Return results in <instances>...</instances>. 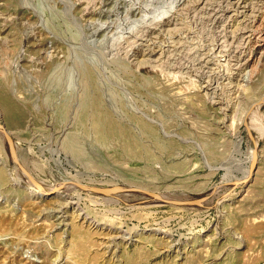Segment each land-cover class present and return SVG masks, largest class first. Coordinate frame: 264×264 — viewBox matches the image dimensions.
I'll list each match as a JSON object with an SVG mask.
<instances>
[{"label": "rangeland", "instance_id": "1", "mask_svg": "<svg viewBox=\"0 0 264 264\" xmlns=\"http://www.w3.org/2000/svg\"><path fill=\"white\" fill-rule=\"evenodd\" d=\"M263 8L0 0V264H264Z\"/></svg>", "mask_w": 264, "mask_h": 264}, {"label": "water", "instance_id": "2", "mask_svg": "<svg viewBox=\"0 0 264 264\" xmlns=\"http://www.w3.org/2000/svg\"><path fill=\"white\" fill-rule=\"evenodd\" d=\"M257 104L258 105L264 104V98H262ZM246 127L248 129L249 137L253 140L254 139V136H253V133L251 131V127H250V125H249L248 122H246ZM0 131L5 136V139L7 141L8 148H9V151H10L11 156L13 157V159L16 162H18L17 152H16V149H15L14 141H13L11 135L9 134V130L6 128V125L5 124H1L0 123ZM255 148H256V146H255ZM257 157H258V153H257V148H256V153H255V155H253L252 160H251L252 172H253V170L255 168V165L257 163ZM27 174H28V176L30 177V179L33 181V183L35 185H38L39 187H41V189H43V187L29 173H27ZM79 186L82 187V188H84V189H88L90 191L99 192V193H105V194H111V193L121 192V191H125V190H135V188H133V187L127 188V187H121V186H115V187H96V186H89V185H83V184H79ZM153 195L156 196V197H159L155 193H153ZM203 199L204 198H199V199H195V200H185V201H171L169 199H164V200H166L168 202H175V203H180V204H201Z\"/></svg>", "mask_w": 264, "mask_h": 264}, {"label": "bare ground", "instance_id": "3", "mask_svg": "<svg viewBox=\"0 0 264 264\" xmlns=\"http://www.w3.org/2000/svg\"><path fill=\"white\" fill-rule=\"evenodd\" d=\"M239 2V1H238ZM261 4V3H260ZM264 9V8H263ZM220 10V9H219ZM259 10H260V8H259ZM261 11V10H260ZM258 14V13H257ZM253 16H255V14L253 13ZM264 17V16H263ZM254 18V17H253ZM262 19V18H261ZM255 21V20H254ZM254 21H253V23H254ZM260 21H263L264 22V20H260ZM249 22V21H248ZM262 22V23H263ZM257 24V23H256ZM260 25H261V23H259ZM252 25V24H251ZM250 25V26H251ZM256 26V25H255ZM247 27V26H246ZM249 27V26H248ZM258 27H260V26H258ZM262 27V26H261ZM249 28H251V27H249ZM252 29H255V27L254 28H252ZM256 30V29H255ZM260 30V32H262L261 31V29H259ZM258 30V31H259ZM249 32V31H248ZM251 32V31H250ZM257 32V31H256ZM252 33V32H251ZM249 34V33H248ZM261 35V34H260ZM250 36V35H249ZM257 37V36H256ZM264 38V37H263ZM247 40V39H246ZM254 40V39H253ZM233 41V40H232ZM262 43V42H261ZM260 43V44H261ZM255 45V44H254ZM264 45V44H263ZM251 46H252V44H251ZM252 48V47H251ZM251 50H253V49H251ZM250 50V51H251ZM264 50V49H263ZM243 52V51H242ZM259 52H261V51H259ZM264 52V51H263ZM246 52H244V54H245ZM255 53V52H254ZM251 54V53H250ZM256 54V53H255ZM261 54V53H260ZM261 56V55H260ZM250 57V56H249ZM247 60V59H246ZM254 60V59H253ZM256 61V60H255ZM246 62V61H245ZM244 62V63H245ZM244 63H243V65H244ZM250 63V62H249ZM246 64V63H245ZM252 65V64H251ZM250 69H252V67L250 68ZM256 70V69H255ZM252 71H254V70H252ZM89 72V73H88ZM88 72H86V80L88 79H90V80H93V74L91 73V71H88ZM249 72L251 73V70H249ZM249 73V74H250ZM90 88V87H89ZM96 88V87H95ZM98 90V89H97ZM94 91H95V89H94ZM96 92V91H95ZM94 92V95L92 94V93H90V94H92L93 96H91L89 93H88V95H87V97H86V95H85V98H84V100H86V101H84L85 103H86V105H87V100L89 99V95H90V97H93V98H91V100H92V102H96L97 101V103L99 102V103H101L100 101L102 100L100 97V94H98V91H97V93H95ZM86 94V93H85ZM90 100V101H91ZM10 101V100H9ZM90 101H88L89 103H90ZM11 102V101H10ZM84 103V104H85ZM91 104H94V103H91ZM98 105V104H97ZM102 105V104H101ZM100 104H99V106L97 107L96 105V107H97V110H93L94 112L93 113H98V115L100 114L101 115V121L100 122H102V121H104V119L105 118H107L108 116H107V113L105 112V110L104 109H102L103 107L101 106ZM89 106V105H88ZM94 106V105H93ZM93 106H91V107H93ZM96 107H94V108H96ZM88 108H90V107H88ZM91 109V108H90ZM93 109V108H92ZM94 115H96V114H94ZM106 116V117H105ZM252 121V120H251ZM251 127H253V123H251ZM255 153H256V148H254L253 149V151L251 152V160H252V157H253V155H255ZM249 160V157L247 158V161ZM248 163V162H247ZM244 170V173L242 174V176H241V179L244 181L245 179H247L248 177H249V175H250V173H251V168H250V166L249 165H247V167L246 168H244L243 169ZM75 183V182H74ZM34 190L36 191V192H40V191H43V189H41V187H39L38 185L37 186H35L34 187ZM235 192V191H234ZM60 205V204H59ZM126 237V236H125ZM110 239V238H109ZM109 245V244H108Z\"/></svg>", "mask_w": 264, "mask_h": 264}]
</instances>
